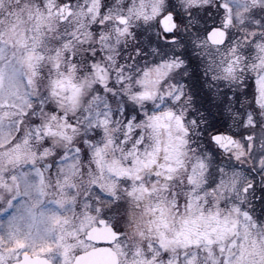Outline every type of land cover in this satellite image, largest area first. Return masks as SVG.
Instances as JSON below:
<instances>
[{
  "label": "snow or ice",
  "instance_id": "obj_1",
  "mask_svg": "<svg viewBox=\"0 0 264 264\" xmlns=\"http://www.w3.org/2000/svg\"><path fill=\"white\" fill-rule=\"evenodd\" d=\"M0 264H264V0H0Z\"/></svg>",
  "mask_w": 264,
  "mask_h": 264
}]
</instances>
